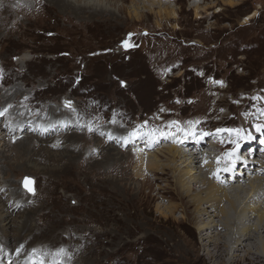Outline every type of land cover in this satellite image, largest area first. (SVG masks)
<instances>
[{"label":"rangeland","instance_id":"1","mask_svg":"<svg viewBox=\"0 0 264 264\" xmlns=\"http://www.w3.org/2000/svg\"><path fill=\"white\" fill-rule=\"evenodd\" d=\"M45 2L0 0V111L4 112L0 125L11 119L16 125L30 121L26 123H34L37 129L38 124L54 125L64 119L51 112L54 108L70 120L65 125L70 128L47 127L45 135L32 131L30 125L9 134L6 127L0 128L1 181L6 179L0 187L7 185L0 191V202L12 204L7 221L20 220L17 213L24 211L36 224L40 220L39 224L51 226L53 236L49 238L54 241H43L47 236L42 233L38 240L47 243L48 250L35 251L31 246L23 249L24 244L17 240L15 249H0V264H15L16 259L19 264H50L49 253H56L62 264H70L73 256L68 245L91 247L92 251L80 257L83 264H211L198 248L192 250L201 244L200 235L207 241L213 237L212 231H230L219 224L218 208L207 210L204 204L200 214L194 212L189 198L202 187L193 181L196 174L186 173L182 158L176 157L174 164L165 161L166 153L157 156L163 161L151 170H144L137 159L140 154L141 159L151 158L163 145L184 150L177 146L180 139L183 145L191 141L190 150L199 141L197 150L205 156L199 160L208 161L206 167L215 165L217 157H222L219 165H223L230 159L225 154L234 150H241V156L247 158L242 150L245 143L254 139L257 126L264 129V0L165 1L163 6L173 12L170 16L156 14L163 7L151 1L106 0L103 4L108 12L94 20H81ZM173 121L184 128L190 121H199L198 132L210 135L185 137ZM137 128L172 134L160 136L154 146L141 147L138 137L128 139ZM217 129H242L244 138ZM72 135L77 140L70 148ZM119 136L129 142L119 146ZM217 136L227 140L215 145ZM27 137L33 138L31 160L37 157L40 165L57 166L37 155L40 148H50L64 153L61 161H72L74 166L61 176L35 174L21 167L18 161L23 155L10 153L1 144L4 138H11L8 143L15 145ZM50 138L56 143L51 144ZM114 144L118 152L106 153ZM160 164L166 165L163 172ZM258 170L253 171L263 174L264 181V170ZM227 176L231 177L229 173L221 176L222 183L231 182L224 180ZM25 177L31 179L34 194L25 189ZM12 190L28 198L26 203L15 202L13 207ZM181 190L189 192V197H183ZM245 199L242 194V205L248 204ZM255 206L264 209V195ZM245 207L250 220H242L253 224L256 213ZM194 216L200 219L196 222ZM208 223V228H199ZM214 223H218L216 228ZM33 238L28 237L29 241ZM244 242L249 241L237 246L239 256L245 252Z\"/></svg>","mask_w":264,"mask_h":264},{"label":"bare ground","instance_id":"2","mask_svg":"<svg viewBox=\"0 0 264 264\" xmlns=\"http://www.w3.org/2000/svg\"><path fill=\"white\" fill-rule=\"evenodd\" d=\"M11 1L13 3V0H11ZM105 1L106 0H46L47 3L53 5L54 7L56 6L57 10H59L60 12L72 14L73 16H75L79 19L81 18V20H86V19L94 20V18L97 17L98 14H103L105 12H108L106 9L107 7L105 6L106 4H103V2H105ZM123 1L125 2L127 0H123ZM130 1L132 3L134 0H130ZM145 1H151L152 5L155 4V5H159L160 8L163 7L162 9L156 11V14H158L159 16L165 15V14L167 16L171 13L173 14V12L170 9L163 6L164 4L168 3L165 1H170V0H165L163 3L161 2V0H145ZM76 2H78V3H76ZM139 3H141V1H139ZM229 3H230V1H229ZM10 5H12V4H10ZM21 6H24V3ZM194 7H195V9H197L198 5L194 6ZM17 9H14V11ZM250 18H252V17L249 16L248 19H250ZM257 81H256V83H257ZM243 99H245V98H243ZM251 99L252 98L245 99V101H247V100L249 101ZM252 102L255 104L259 103L258 100H252ZM51 109H53L51 111L52 113L56 112L57 116L64 118V119L58 120L57 124H54V125H52L50 123L49 124H46V123L45 124H38V125H41V127L39 129H37L39 126L36 128L33 127L34 123H30V124L26 123V122H30V121H25L24 122L25 124L22 123V124L16 125L15 123H13V121L11 119L12 123H10L11 121L9 123L7 122L5 125H3V123H2L3 126L0 125V128L3 130V127H6V129H4V130H9V131H6L8 134L11 133L12 129L14 130L16 128V130H17V128H18V131H20L19 130L20 127L28 126V125H30L29 127L32 126V128H31L32 131H37V133L40 132V134L43 133L44 135L46 134L45 128H47V127H55L56 129H60V131H62V130L69 131L68 129L70 127L68 126V129H66L65 125L70 124L68 122L70 120L67 121V119H65V115L63 114L62 111L58 112L59 110H56L54 108H51ZM48 112L50 113L49 110H48ZM13 115H14V112H13ZM246 117H248V116H246ZM55 125H57V126H55ZM63 127H65V129H63ZM261 128H262V125L259 127V130L257 129V131L255 133L256 136H254V139L248 138V139H250V141H248L247 144L245 143V145L242 149L245 153H247V158H245V156H241V154H240L241 150L236 151L239 159H237L234 167L231 165V159H232L231 157L229 160L224 161L223 165H217V163H213L215 165L212 166V163H209L206 167L207 163H205V161L199 160L201 157H205L203 155L204 152H202L201 149L197 150V148L200 147L199 141H197L198 143L196 144V145H198V147H192V149H191L192 153L188 147L189 142H191V141L186 140V142H188V144L183 145V144H181L183 140L180 139V144L177 146H181V147L185 148L184 150H181V148L176 147V146L164 147V145H163L162 146L163 149H160L158 151V153H156L151 158L149 157L146 160L141 159L142 155L140 153H139L140 155L138 154L140 158H138L137 160H139L140 162H138V161L137 162L139 164L143 165L144 170H146V169L151 170V168H150L151 166L157 167L158 162L163 161V160H160L157 156L158 155L163 156V154L166 153L167 157H165V159H164L165 161L166 160H172L173 164H174V160L176 157L182 158L181 159L182 162H185L183 164L186 165V168L188 169V170H185L186 173H188V172L192 173V171H193L194 174H196V177L194 176L193 181H195L197 184L198 183L201 184L202 187H201L200 192L190 196V198H189L190 205L194 206V212H196L197 214L198 213L200 214L201 213L200 212V210H201L200 206H202L204 204H206L207 210L209 207L218 208V214H220L222 217V220L219 224H222L221 227L223 230H229L230 231L229 233H227V231H226L225 234L222 233V231H220V232H215V231L213 232L212 231V234L214 233L213 237H211V235H210L211 238L209 240L207 239V241L202 240V236H204L203 234H202V236L200 235L201 240L200 239L199 240L201 241V244H199V246L193 248L192 250L195 251V249L198 248L197 250L201 251L202 254H204L207 257V259L209 260V263H211V264H264V235L262 234V233H264V209L262 211H260V209L256 210V209H258L257 208L258 205L255 206L256 203L260 202L261 196L263 198L264 181H262L263 180V178H262L263 174L262 175L260 173L256 174V172L253 171V170H256V168L259 169L258 171L264 170V146H263L264 144L263 145L261 144V141L264 139V129H261ZM60 131H58V132H60ZM13 133H15V131H13ZM1 134H2V132H1ZM8 134H5L4 137ZM49 136H53V134H51ZM2 137L3 136H0V142H1ZM75 137H76V135L75 136L72 135V137H71L72 144L69 146L70 148L72 146L74 147V143L77 140V139H73ZM119 137H120L119 139L117 138L118 145L121 142H125V143L129 142V140H128V142H126V140H124L122 136H119ZM162 137L164 138V136H162ZM170 137H172V136H170ZM217 137L218 138L215 141V143L213 142V140L209 143L210 144L214 143L215 145H218L219 141L227 140V138H221L220 136H217ZM9 139H11V138H9ZM9 139L4 138L3 139L4 143L1 145L6 146V150L10 151V153L12 151H14L17 154L21 153L23 155V158L25 156L24 159L21 158V161L20 160L18 161L21 163L18 165H20L21 167L23 165L25 167H28V168L34 170L35 174H48L49 176H53V175H60L61 176V175L67 174L68 170L74 166L73 164H71L72 161L71 162L70 161H67V162L61 161L62 157L65 156L64 153H63L64 155L63 154L61 155L60 153H54L50 148H40L39 149L40 151L39 152L37 151L38 152L37 155L39 156L40 154H42L43 155L42 160L53 161L54 163L57 164V166L56 165H50V166L40 165L41 163L36 161L37 157H33L34 158L33 160H31L29 158L31 152L33 151L32 149H34L32 147L33 138L29 139L27 137L26 139H22L23 140L22 143H18L15 145H10L8 143ZM167 139L168 138H166V140ZM25 141H28L29 146H25V143H26ZM49 141L51 142V144L54 142L53 138H50ZM138 141H140L139 144H141V145H139V146H141V147L146 146V145H147V147L154 146V144H155V143H150L149 137L143 136V135L138 137ZM169 141H171V139H169ZM159 142L160 143L157 142L158 145H160L162 143V141H159ZM54 143H56V142H54ZM51 144L48 146H51ZM248 144H250V146H248ZM125 145H127V144H125ZM205 146H207V145H205ZM145 149L146 148H144L142 150H145ZM187 149H189V151ZM193 149H195V150L193 151ZM113 150L118 152L115 144L111 148H108L106 150V153L112 152ZM196 150H197V152H195ZM5 154H6V152H4L3 156ZM170 156H172V157H170ZM74 162L76 165V161H74ZM237 162H239V164H237ZM255 163H256L257 167L253 168V164H255ZM25 164H27V165H25ZM160 165H161V172H163V170L166 169V167H165L166 165H163V164H160ZM236 165H237V167H236ZM225 167L230 168V170L224 171L223 169ZM237 168H239L238 171H237ZM214 173H216V175H213ZM225 173H229L231 176V177H228V176L224 177V180L230 179L231 182L229 184H227L228 182L225 183V181H224V183L221 182V176H224ZM137 174H139V173H137ZM244 176H247L246 178H248V181L247 180L243 181V178H245ZM1 178H3V176H2V173L0 170V182L6 183V181H5L6 179L4 178L5 180L1 181ZM220 183H222L223 185H221ZM5 186H7V185L2 184L0 187V191H2ZM8 187L10 188L9 184H8ZM12 191L13 192L11 193V197L13 199V207L15 206V202H17L18 204L26 203L28 198L24 199L25 196H22V193H16L19 190L18 191L12 190ZM180 194L183 197H189V192H184L183 190H181ZM242 194H244V197H246L245 200H247V198H248V200H247L248 204L247 205H245V203L242 205V201H241ZM222 200H224L226 202V205H224V204L222 205ZM7 201L6 200L4 201L2 199L0 202V249H5V250L10 249L11 250V248H12V250H13L17 247L16 241L20 240L22 242V244H24L23 249H25V250L28 249L29 246H31V248L36 247L35 251H37V250H41V251L42 250H48L47 248L45 249V247L48 246L47 243H45V242H53L54 241V240L49 238V236H53V235H51V229H50L51 226H44L43 224L42 225L39 224L40 220L36 224V220L30 214L31 212L29 211L28 206H27L28 208L24 207V206L23 207L25 208L24 210L29 212L30 215L25 217L23 214L24 211H22L21 214L17 213L18 217H19V218L18 217L17 218L20 220H17L15 222L14 219H13V221H11V219H9L7 221L5 216L7 215V211L12 206L11 202H7ZM244 205L248 206V211L253 212V214L256 213L257 219L253 222V224L247 225L244 223V220H242V219L250 220V218H248L249 215L246 214L248 212H245L246 207ZM214 211H215V209H214ZM202 214H207V212L202 213ZM245 216L247 218H245ZM194 219H196V222H197L198 219H200V218H198V216H194ZM33 220H34V222H32ZM218 220H220V219H218ZM53 221L56 222L55 220H53ZM211 224L208 223L206 225H201V227L199 226V228H202L204 226H207V228H208V226H210ZM217 224L218 223H214L212 226L214 228H216ZM227 226L229 228H226ZM233 227H235V229H233ZM49 231H50V233H49ZM233 231L235 232L234 236L231 235ZM42 233H43V235H45L47 237H44L43 239L41 237H39L42 235ZM65 233L67 234L68 232H65ZM52 234H54V233H52ZM36 236H38V237L36 238ZM28 237H34V238H36V240L33 241L34 240V238H33L32 241H29ZM39 238L42 239L43 241L45 239L46 241L45 242H43L41 240L39 241L38 240ZM243 241H249V242L248 243L244 242L246 244L243 243L242 246H243V248H244L243 250H245V252L243 253V255L239 256V254H236L235 252L238 251L237 246H239L241 244V242H243ZM67 244H69V243H67ZM88 244H86V246H88ZM66 249L68 251L72 252V254H71L73 256L72 262H74V263L71 262L72 264H83V262H82L83 260L81 261L80 257L85 256L87 254V251H92L91 247H88L86 249L85 245H83L82 249H78V248L75 249L74 245L73 246L68 245L66 247ZM8 252L9 251H7V253ZM185 253L189 254L188 250H185ZM191 253L196 255V253H194V252H191ZM28 257L29 256L27 255L24 259H28ZM58 258H59V256H56V253H49V260H47V262H49L50 264H62V262L59 261ZM196 259H201V256L196 255ZM12 260H14V259H12ZM16 260H18V259H16ZM16 260H15V264L16 263L19 264V261L17 262ZM28 263H26V261L23 262V264H28ZM42 264H46V261H44ZM85 264H88L87 261L85 262Z\"/></svg>","mask_w":264,"mask_h":264},{"label":"snow or ice","instance_id":"3","mask_svg":"<svg viewBox=\"0 0 264 264\" xmlns=\"http://www.w3.org/2000/svg\"><path fill=\"white\" fill-rule=\"evenodd\" d=\"M221 83V85L223 84V82H219ZM67 103V102H66ZM4 115V112L3 111H0V116H3ZM172 125H175L176 126V130L178 132H182L184 134L185 137H193V138H196L197 136L202 139L204 136L206 135H210V133H205V132H198L197 130V127L196 125L199 123V121H196V122H188V127L187 128H184V127H181L179 122L177 121H173L171 122ZM147 125V122H145V125L142 126V127H146ZM258 127V130H259V126ZM91 131V128L89 129ZM229 132V133H236L237 136L240 138V139H243L244 137L241 136V133H242V129H217V132ZM172 133L170 132H162L160 129H151L147 132H141V129L140 128H137V129H134L131 133H129V136H128V139L131 140V139H134V138H137L139 136H148L149 137V142L150 143H155L159 138L160 136H168V135H171ZM239 148V143L237 142L236 143V149ZM227 157H231V165L234 167L235 166V163L237 161V159H239V157L237 156V153H236V150H234L233 152H229V153H226L225 154V157L224 158H227ZM221 159L222 157H217V165L220 164L221 162ZM205 163H207V161H205ZM224 171H229L230 168L228 167H225L223 169ZM213 175H216V173H214ZM23 184H24V187L27 191L29 192H32L34 194V189L31 187V184H32V181L30 178L28 177H25L24 180H23ZM63 251V249L61 250Z\"/></svg>","mask_w":264,"mask_h":264}]
</instances>
